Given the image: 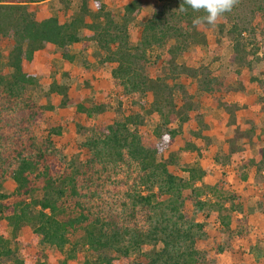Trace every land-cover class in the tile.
I'll list each match as a JSON object with an SVG mask.
<instances>
[{"label":"trees","instance_id":"obj_1","mask_svg":"<svg viewBox=\"0 0 264 264\" xmlns=\"http://www.w3.org/2000/svg\"><path fill=\"white\" fill-rule=\"evenodd\" d=\"M35 1L0 0V45L5 39L13 42L8 62L11 70L4 69L0 48V216L16 231L26 223L34 224L44 242L61 250L72 244L75 251L79 242L73 239L82 232L85 245L99 255L96 264H114L106 250L124 256L139 252L135 264H202L203 251L197 243L208 234L205 222L197 221L187 211L188 202L195 212L205 213L208 207L214 209L210 213L215 212L219 220L216 237L232 234L244 237L249 221L246 202L225 174L216 183L203 185L200 182L207 171L200 163L187 167L188 176L182 177L172 173L169 161L163 158L180 133L179 128L173 127L175 123L195 120L200 124L187 137V146L194 150L196 147L190 145L191 136L202 137L203 129L208 127L194 95L179 81L182 75L197 80L199 89L212 97L214 106L229 113L232 123H236L240 106L229 101V96L241 89L260 88L264 101V78L243 74L221 77L213 74L208 66H196L190 47L207 44L216 22L195 25L194 18L206 15L203 9L194 11L184 0H161L163 5L143 23L140 40L133 45L130 27L142 9L139 0L125 5L121 22L116 21V13L108 9L104 0H81L80 9L72 14L75 16L70 22L63 14L39 20L29 9ZM60 1L70 10L73 0ZM263 16L264 0H235L231 11L220 16L223 21L217 25L232 40L231 62L252 68L264 60V42L257 37L255 24ZM89 17L97 22L89 24ZM88 25L97 33L98 42L108 49L111 59L117 62L112 74L122 90L127 94L150 93L151 99L141 102L145 114L132 112L124 120L98 123V135L86 142L91 157L83 165L74 167L65 164L63 151L53 140L52 135L59 134L60 128L50 130L46 136L36 132L46 110L27 93V87L36 83L37 75L25 71L24 62L32 61L35 53L50 43L62 50L63 58L73 61L75 56L70 47L79 42L84 47L88 45V40L82 41L79 34L80 28ZM153 48L164 51L165 74L150 75L148 54ZM181 57L185 59L183 62L178 61ZM51 90L64 94V103H67L66 86L54 82ZM246 110L251 122L253 112L249 107ZM148 114L159 116L161 124L155 130L157 141L146 145L139 126ZM240 134L245 141L252 142L262 131L253 124L247 130H238V137ZM259 154V160L249 159L243 166L255 165L262 174L264 146L259 148ZM124 168H135V183L150 191L143 194L144 190H140L133 196L135 205L142 204L152 210L146 225L127 224L118 214L106 211L101 201L103 178L110 179L112 171L117 173ZM8 178L17 184L11 194L3 189ZM38 206V212L32 214L31 209ZM259 207L264 213V196ZM263 242L262 235L251 246L257 260L264 256ZM146 245L152 249L143 250ZM0 255L14 257V264H25L22 258L14 256L9 240L3 235Z\"/></svg>","mask_w":264,"mask_h":264},{"label":"rangeland","instance_id":"obj_2","mask_svg":"<svg viewBox=\"0 0 264 264\" xmlns=\"http://www.w3.org/2000/svg\"><path fill=\"white\" fill-rule=\"evenodd\" d=\"M130 1L132 0H105L108 9L116 13L117 22L122 21L124 7ZM139 1L142 3V9L130 27V38L133 45L140 40L143 23L163 5L161 0ZM80 5L81 0H73L69 6L70 10H67L68 7L60 0L49 2L36 0L29 5V9L39 20L63 14L64 19L70 22L75 16L72 14H77ZM92 8L94 12L97 10L94 3ZM59 10H63V13ZM221 21H223L222 18L218 17L209 34L207 44H193L190 47V53L196 66H208L213 74L221 77L243 74L264 78V60L255 63L252 68L230 61L232 40L227 32L220 31L217 24ZM96 22L95 18H88L89 24ZM255 24L257 37L264 42V16L257 19ZM79 34L83 40H88V46L85 48L82 43L72 45V52L76 54L75 60L70 61L63 58L61 49L54 48L48 49V52L39 50L33 61L24 62L25 71L37 75L36 83L27 87V93L46 110L43 121L36 127V132L39 136H46L50 130L60 128L59 134L52 135L53 140L63 151L65 164H72L74 167L83 165L91 157L92 152L86 142L98 135L96 131L98 123H104L109 119L124 120L132 112L145 114L142 111L141 102L148 98L151 99L150 93L127 94L122 90V86L112 74L117 62L111 59L108 49L98 42L97 33L89 25L81 27ZM0 48L4 69L11 70L8 62L13 42L5 39ZM217 51H220L219 55ZM46 54L49 56L48 62L44 59ZM163 54L164 51L160 48H153L149 51L148 65L151 76L165 74L166 70L162 69L165 57ZM184 60L181 57L178 61L183 62ZM179 81L185 83L194 95L195 101L200 105L201 113L210 115L208 120L211 130L206 132L209 139L191 136L190 145L196 147L194 150L187 146V137L192 130H198L200 124L195 120L183 124L175 123L173 127L179 128L180 133L174 145L164 153L163 158L169 161L170 171L182 177L188 176L187 167L202 163L207 169L206 176L200 182L203 185L214 184L225 174L234 189L244 196L245 212L249 214L248 225L245 229L243 227L246 233L244 237L233 234L216 237L219 220L215 212L210 213L214 209L208 207L205 213L195 212L192 203H187L186 209L189 214L197 221L205 222V230L208 234L205 239L197 243L203 251L204 262L202 264H264V256L257 260L251 251L252 244L260 236H264V213L259 207V202L264 196V171L259 174L255 165L243 166V163L249 159L259 160L261 158L259 148L264 146L263 92L260 88H247L229 97L230 101L234 100L240 106L239 123L236 126H230L227 123L228 115L225 109H215L210 106L211 96L199 89L197 80L182 75ZM54 82L67 87V92H65L67 103H64V94L52 92L51 86ZM74 99H76L75 102L69 101ZM246 107L253 112L251 122L248 119ZM145 117L139 128L143 142L149 145L157 141L155 130L161 124V119L156 114H148ZM253 124L259 132L262 131L260 137H254L252 142L245 141L246 138L242 134L238 137V130H247ZM230 140L233 141L230 142ZM134 169H119L117 173L111 172L110 169L112 175L110 179L101 174L104 177V185L100 190L103 200H100L104 202L106 211L118 214L127 224L146 225L152 210L142 204L135 205L133 196L140 190H144L143 194H148L150 191L137 186L135 183L137 172ZM16 186V182L8 178L4 183V192L11 194ZM39 209V206L33 207L32 214H36ZM206 213L211 215L207 216ZM1 235L9 240L14 256L22 258L25 264H85L86 262L96 264L99 256L85 245L82 232L75 235L73 239L74 242H79L75 251L72 250V244L61 250L44 242L34 224L26 223L16 231L6 218L0 216ZM151 249L152 246L149 245L143 247L145 251ZM105 253L113 258L114 264H135L139 257V252L136 251L129 256H124L114 250H106ZM13 258L0 255V263L14 264Z\"/></svg>","mask_w":264,"mask_h":264},{"label":"clouds","instance_id":"obj_3","mask_svg":"<svg viewBox=\"0 0 264 264\" xmlns=\"http://www.w3.org/2000/svg\"><path fill=\"white\" fill-rule=\"evenodd\" d=\"M235 0H184V4L193 9L194 11L204 10L206 15L196 17L193 19V24L198 25L207 23L209 25L215 24L218 17L226 12L231 11ZM185 9L181 8V11ZM167 139V135H165Z\"/></svg>","mask_w":264,"mask_h":264},{"label":"crops","instance_id":"obj_4","mask_svg":"<svg viewBox=\"0 0 264 264\" xmlns=\"http://www.w3.org/2000/svg\"><path fill=\"white\" fill-rule=\"evenodd\" d=\"M45 2H49V1H53V0H44ZM56 1V0H55ZM105 1V0H104ZM60 11V10H59ZM52 16H58V15H52ZM50 17V16H49ZM82 41H85V40H82ZM79 43H82V42H79ZM75 44V43H74ZM74 44H72V45H74ZM72 45H71V47H70V51H71V54H73L74 56H75V58H76V54L75 53H73L72 52ZM82 46H83V43H82ZM88 46V45H87ZM86 46V47H87ZM53 47V48H52ZM84 47V46H83ZM85 47V48H86ZM60 49L58 46H56V45H54V44H48L46 47H44L43 49H40V51H47L48 52V49ZM39 51V50H38ZM37 51V52H38ZM36 52V53H37ZM35 53V57L37 56V54ZM61 54H62V50H61ZM34 57V58H35ZM49 56H47V54H46V56H44V59L48 62L49 61V58H48ZM63 57V56H62ZM75 58H74V60H75ZM34 60V59H33ZM32 60V61H33ZM33 73V72H32ZM238 93V92H237ZM229 97H231V96H229ZM229 97H228V100H229ZM211 98V102H210V106L212 107V108H215V109H224V108H219V107H216V106H214L213 105V103H212V97H210ZM230 101V100H229ZM232 101H234V100H232ZM235 102V101H234ZM240 110V109H239ZM239 110L237 111V115H236V123H232L231 121H230V115H229V113L228 112H226L227 113V115H228V120H227V123L230 125V126H236L237 125V123H239ZM224 111H226V110H224ZM202 114H203V118H204V122L208 125V127L207 128H205V129H203V131H202V137H198V138H202V139H205V138H208L209 139V136H207V134H206V132H208V131H210L211 130V124H210V122H209V120H208V116L210 117V115H206V114H204L203 112H202ZM229 125H228V127H229ZM230 137V136H229ZM245 146V145H244ZM200 165L207 171V169L205 168V166L202 164V163H200ZM228 178V177H227ZM229 179V178H228ZM230 181V180H229Z\"/></svg>","mask_w":264,"mask_h":264}]
</instances>
